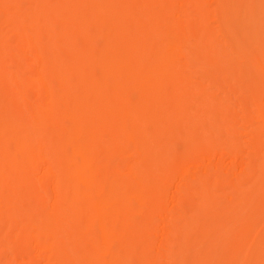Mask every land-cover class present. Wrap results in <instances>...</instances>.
Listing matches in <instances>:
<instances>
[{
  "label": "bare ground",
  "instance_id": "obj_1",
  "mask_svg": "<svg viewBox=\"0 0 264 264\" xmlns=\"http://www.w3.org/2000/svg\"><path fill=\"white\" fill-rule=\"evenodd\" d=\"M0 264H264V0H0Z\"/></svg>",
  "mask_w": 264,
  "mask_h": 264
}]
</instances>
